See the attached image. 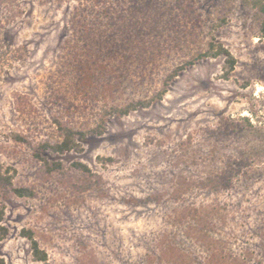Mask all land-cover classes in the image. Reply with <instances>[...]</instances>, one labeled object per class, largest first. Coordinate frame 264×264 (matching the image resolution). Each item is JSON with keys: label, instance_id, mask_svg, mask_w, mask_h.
<instances>
[{"label": "rangeland", "instance_id": "rangeland-1", "mask_svg": "<svg viewBox=\"0 0 264 264\" xmlns=\"http://www.w3.org/2000/svg\"><path fill=\"white\" fill-rule=\"evenodd\" d=\"M140 1L0 0V171L12 176L0 186L5 264H264L261 15L252 0H181L198 22L174 29L177 0H150L136 44L82 67L93 56L77 40L84 10ZM166 20L172 34L159 35ZM218 45L235 60L228 75L226 56L209 55L164 84ZM138 100L149 104L112 113ZM60 124L83 133L77 149L44 147L62 138ZM19 186L35 194L18 196Z\"/></svg>", "mask_w": 264, "mask_h": 264}, {"label": "trees", "instance_id": "trees-1", "mask_svg": "<svg viewBox=\"0 0 264 264\" xmlns=\"http://www.w3.org/2000/svg\"><path fill=\"white\" fill-rule=\"evenodd\" d=\"M144 4V10L143 6ZM166 3V2H164ZM252 3L256 5V9L261 15V33L262 36H264V0H252ZM150 4V0H141L140 5L137 6V3H133V9L128 10L125 9L122 5H119L118 8H110L109 6L101 5L100 8H92L89 11L86 12V16H84V20L79 22L78 30L79 33L78 41H82L81 44L85 48H88V44H91L92 49L89 48V54H92L91 61L84 60L81 64L82 67H91L92 65H96V63L99 64V66H103L104 62H106L107 58L116 57L119 48H128L127 46V40L133 41L134 44H136V37H140L143 35V25L146 24V22L140 23L139 14L141 11H147L148 8H145V5ZM177 7L179 10V16L174 17L177 20V23H174L171 27L174 29L180 28H186V26H191L192 30L195 27V22L197 23L198 15L195 11V9L191 6V4H185L181 0H177ZM99 10V11H98ZM79 10L75 11L77 13ZM98 11V12H97ZM129 11V13H128ZM93 15L94 17H91V19H87L89 15ZM160 16V21L162 19L164 20V14L161 12L158 13ZM78 17H82V12H79ZM192 17H195L192 19ZM139 19V20H138ZM157 23V22H156ZM168 20L165 21V24H163L161 27H158V34H161V31H164V28L169 30L168 35H171L172 32H170L171 27L167 26ZM130 27V28H129ZM155 30V25L150 26L148 29L151 31V29ZM161 28V29H159ZM130 29L134 32L135 29V35L133 34L134 38L127 37L128 32ZM161 30V31H160ZM143 44V43H142ZM148 48V46L140 45L138 54L136 53L135 57L144 61L141 66L145 67V64L148 63L149 58L146 60L143 59V55H146L145 51ZM209 55L217 56V55H224L226 56V62L229 65V68L226 72V75L233 69V66L235 64V60L230 54L223 48V46L218 45L217 48L214 51H208L203 50L199 51L196 54H192L191 58L188 60H185L184 63L180 64L179 66H176V68L168 74V78L164 81V84H167L168 79H172L175 77V74L179 71L185 69L186 67L191 66L195 60L207 57ZM93 61V63H91ZM90 63V64H89ZM121 66L116 67V71ZM165 88L161 89L159 92L156 93L154 97L157 99H160V97L165 92ZM155 98V99H156ZM149 102L138 100L136 102H133L131 104L126 105L125 107H113L112 113L116 115H124L127 114L130 110L135 109L137 106H146ZM60 129L62 130V138L60 140L55 141L53 144H45L44 147L51 149L53 152L57 153H63L69 150H75L78 146V140L79 138L83 137V133L81 131L75 130L73 128H69L66 126H61ZM103 161H112V158H100ZM46 164L47 162L44 161ZM74 168H76L78 171L89 173L90 169L87 167L86 164L76 161L73 162ZM47 170L48 169H57L60 167L59 162H53L51 164H46ZM50 171V170H48ZM7 173V172H6ZM12 176L10 174H2L0 171V186L10 185L11 184ZM89 187L88 185L82 186V189H85ZM13 192L18 196H33L35 192L27 187V186H19L12 188ZM4 208H0V240H2L8 233V229L5 225L1 223L2 216H3ZM22 235L28 238L30 242V247L32 250L33 257L36 260H45L46 259V253L43 249L40 248L38 241L33 235V232L30 229H23L21 231ZM251 253V252H250ZM254 257V256H253ZM0 264H5L4 259L0 257ZM255 264H262V262L256 261Z\"/></svg>", "mask_w": 264, "mask_h": 264}]
</instances>
